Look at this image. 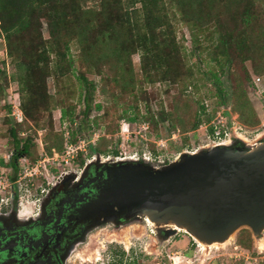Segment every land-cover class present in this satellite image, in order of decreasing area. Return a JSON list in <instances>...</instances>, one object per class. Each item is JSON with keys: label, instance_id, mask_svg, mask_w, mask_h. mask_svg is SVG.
Returning <instances> with one entry per match:
<instances>
[{"label": "trees", "instance_id": "obj_1", "mask_svg": "<svg viewBox=\"0 0 264 264\" xmlns=\"http://www.w3.org/2000/svg\"><path fill=\"white\" fill-rule=\"evenodd\" d=\"M173 9L179 12L181 22L217 36V43L209 51V59L217 65V70L204 73L214 90L216 105L212 109L207 103L212 99L195 100L192 92L188 94L189 85H184L194 77V69L188 65L183 45L177 40L171 18V15L177 18V12ZM44 24L49 38L43 35ZM0 38L4 39L7 56L16 70L11 79L19 85L18 97L25 115L23 123H16L8 116L4 119L12 149L9 163L1 159L0 164L12 168V179L19 174L20 159L35 162L38 158L33 135L24 138L22 133L34 128L36 137L38 130H44L47 153L63 150V136L55 130L52 111L60 106L62 119L74 121L75 110L67 107L68 96L55 99L49 93L47 81L53 77L58 83L74 72L70 54L73 43L80 49L87 71L99 68L111 58L123 67V76L115 79L114 88L134 97L142 95L146 107L142 113L135 106L134 116L124 111L117 119L149 124L157 139L161 138L160 124H167L168 133L179 131L186 143L189 133H196L222 108L237 115V121L247 129L261 125L248 89L255 88L256 80L264 79V0H131L130 3L126 0H0ZM134 55H139L142 62L139 82L132 74ZM247 63L253 74H249ZM80 80L86 91L81 94L82 114L88 121L93 110L100 111L102 106L94 104V83L84 73ZM0 81V112L7 114L11 106L5 102L9 85L5 70L0 69ZM163 83L168 86L166 93L170 87H178V91L173 94L169 109L161 102L156 113L145 85ZM93 124L94 128L105 127L108 133L118 130L108 112ZM83 131L85 127L80 126L78 133L82 135ZM75 136L73 133V142L77 141ZM109 142L103 138L94 150L118 156V151L108 149ZM150 146L156 154L155 145ZM81 163L84 166L85 162ZM238 237L240 247L253 249L249 230L243 229ZM238 264L246 263L240 259ZM259 264H264V260Z\"/></svg>", "mask_w": 264, "mask_h": 264}, {"label": "rangeland", "instance_id": "obj_2", "mask_svg": "<svg viewBox=\"0 0 264 264\" xmlns=\"http://www.w3.org/2000/svg\"><path fill=\"white\" fill-rule=\"evenodd\" d=\"M130 1L126 0L127 3H130ZM173 10L177 12V18H173L171 15L177 40L183 45L188 65L194 69V77L184 85H189L188 94L192 92L195 100L197 98L212 99L207 102L210 105V109H212L216 105V99L213 97L214 90L212 85L204 76V73L217 70V65L209 59V51L217 43V36L212 37L208 31L203 30L202 32L197 30L198 28L195 29V27H190L186 23L181 22L179 12L175 9ZM42 32L45 38H49L46 24L43 25ZM105 52L108 53V50ZM70 54L72 55L74 72L59 80L58 83H55L53 77L49 78L47 83L49 93L55 99H67L68 96L69 100L66 105L67 107H74L73 109L75 110L74 121L63 120L61 107L55 106L52 111L55 130L63 136L64 145L67 141L76 145H80V141H83L85 150L78 155L74 165L61 166L57 173L66 171L80 174L84 167L82 166V161L86 165L96 159L104 162H117L121 160L129 161L133 157L141 159L144 157L149 159L150 166L162 167L176 160L182 153L195 152L199 149L207 148L205 147L206 141H204L205 134L203 131L189 133L187 135L188 141L185 143L182 139L184 134L177 131L174 132L175 136L174 133L170 135L167 130V124H160L159 133L161 138L157 139L156 132L151 130L149 124H132L125 119L118 120L117 116L124 111H127L129 116H134L133 108L135 106L142 113L145 112L146 107V102L143 100L142 95L134 97L133 95L122 93L120 88H114L115 79L120 80L123 76V67L114 58H111L108 63L101 65L99 68L94 67L92 71H87L80 56V49L75 43L71 45ZM141 67L142 62L139 55H134L132 57V74L137 82H139L141 77ZM246 67L249 70V74H253L250 63H247ZM0 69L6 71L9 82L5 102L17 101L19 98V85L11 79L16 70L7 56L3 38H0ZM81 73H84L88 80L94 83L95 89L92 91L94 104H101L102 106L100 111L93 110L88 121L84 120L82 114L84 103L81 94L84 95L86 91L85 85L80 80ZM256 81L255 88L248 90L253 107L261 118V125L257 131L251 130L254 133L248 131L244 134L249 140L254 138L255 132L264 135V79ZM1 83L2 81H0ZM166 89H168V86L165 83L155 86L145 85V90L150 95V104L156 113L161 108V102H164L165 107L169 109L173 94L178 91V87H170L169 93L165 92ZM59 91H61V94ZM114 95L117 97L116 100H114ZM104 112L110 113L112 124H117L118 130L116 132L108 133L105 129L107 125L104 123L105 127H93V121L97 118H102ZM228 117L230 118L231 116L229 115ZM237 118L238 116L233 114L232 121L235 122L236 120L237 123ZM80 126L85 127L82 135L78 133ZM7 131L8 127L4 125V119L0 120V160L4 159L5 156L8 157L12 149L9 144ZM34 132L35 130L32 128L21 134L24 138L27 135H33L35 139L36 147L34 150L38 158L35 162L30 161V163L47 165V162H44L45 153L48 154L44 142L46 131L38 130L36 137ZM73 133L76 135L77 141L75 142L72 141ZM103 138L110 141L108 149L110 151H118V156L115 157L111 153L99 154L94 150V147ZM159 142H164L165 146L161 144L158 146L157 143ZM151 143L156 147V154L151 150ZM63 150L61 152L55 151L62 154ZM48 155L50 156V154ZM42 179L41 176L36 179V185H40L43 182ZM56 179H53L50 175L51 182H55ZM148 221L146 218L137 217L130 221L128 225L119 229L106 227L94 232L89 244L81 247L80 258H73L72 264H238L240 259H244L246 264H259L264 260V249L260 248L261 244L264 245V241H258L254 238L250 230L253 249L249 250L240 247L238 236L243 229L237 232L226 245L205 247L207 248L205 249L198 246L190 234L185 233L183 229H181V232L177 231V234L170 240L161 241L157 238L156 227ZM253 253L256 256L252 257Z\"/></svg>", "mask_w": 264, "mask_h": 264}, {"label": "water", "instance_id": "obj_3", "mask_svg": "<svg viewBox=\"0 0 264 264\" xmlns=\"http://www.w3.org/2000/svg\"><path fill=\"white\" fill-rule=\"evenodd\" d=\"M259 139H242L246 149L207 145L162 167L130 158L123 171L109 176L108 201L127 211L128 220H149L163 241L177 229L203 247L226 244L242 229L263 238L264 137Z\"/></svg>", "mask_w": 264, "mask_h": 264}, {"label": "flooded vegetation", "instance_id": "obj_4", "mask_svg": "<svg viewBox=\"0 0 264 264\" xmlns=\"http://www.w3.org/2000/svg\"><path fill=\"white\" fill-rule=\"evenodd\" d=\"M244 143L233 138L228 146L249 148ZM128 164L92 160L80 174L59 176L38 197L0 204V264H72L94 232L128 225L134 218L126 219L127 211L107 198L112 176Z\"/></svg>", "mask_w": 264, "mask_h": 264}, {"label": "built area", "instance_id": "obj_5", "mask_svg": "<svg viewBox=\"0 0 264 264\" xmlns=\"http://www.w3.org/2000/svg\"><path fill=\"white\" fill-rule=\"evenodd\" d=\"M8 105L11 106V110L5 114L0 112V120L5 119L6 116L12 118L16 123H23L25 121V115L21 109L20 99L17 101H8ZM228 115L231 117L229 118ZM233 114L228 108H222L216 114V116L210 121L205 122L198 131H203L205 134L206 145L221 146L227 144L231 139L236 138L246 142H259L260 137H264L258 132H255V136L252 140H249L244 134L248 131H257V129H247L239 122L232 121ZM251 131V132H252ZM254 133V132H252ZM175 136V134H174ZM243 139V140H242ZM82 144V145H81ZM165 146L164 142L157 143ZM83 141H80V145H76L70 141H67L64 145L62 154H59L53 150L52 155L45 153L46 158L44 162L47 165L32 164L27 159L22 158L24 161H19V174L15 179L10 178L12 168H6L0 164V204L8 203L15 199H30L35 198L44 193V191L51 184L50 175L53 179L58 178L62 174L68 173L61 171V166H72L75 164V160L78 155L85 149ZM135 158V157H133ZM11 155L4 157V162L9 163ZM40 163V162H39ZM64 172V173H63ZM40 176L43 178L40 185H36V179ZM198 246H200L197 243ZM202 247V246H200Z\"/></svg>", "mask_w": 264, "mask_h": 264}, {"label": "bare ground", "instance_id": "obj_6", "mask_svg": "<svg viewBox=\"0 0 264 264\" xmlns=\"http://www.w3.org/2000/svg\"><path fill=\"white\" fill-rule=\"evenodd\" d=\"M149 222V221H148ZM179 232H181L182 230L181 229H177ZM183 231H185V230H183ZM185 233H186V231H185ZM258 241H264V237L263 238H260V239H258ZM228 243V242H227ZM226 243V244H227ZM226 244H222V245H220V246H224V245H226ZM200 246H201V244H199ZM212 246H219L218 244H214V245H212ZM212 246H209V247H212ZM202 248H203V246H202ZM205 248V247H204ZM260 248H263L264 249V245L263 244H261V247ZM205 249H207V248H205Z\"/></svg>", "mask_w": 264, "mask_h": 264}]
</instances>
